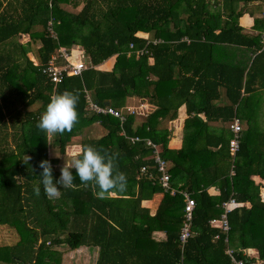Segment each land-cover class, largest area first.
<instances>
[{
	"label": "trees",
	"instance_id": "16d2710c",
	"mask_svg": "<svg viewBox=\"0 0 264 264\" xmlns=\"http://www.w3.org/2000/svg\"><path fill=\"white\" fill-rule=\"evenodd\" d=\"M66 7L80 11L71 13ZM247 13L255 34L243 33L239 26ZM50 15L57 39L48 32ZM23 34L30 36L28 43L20 42ZM263 35L264 6L255 0H0V228L14 237L10 244L0 242V264H64L62 248L83 247L99 249L95 264H231L224 254L225 238L242 249H256L264 260L259 193L264 128L256 122L264 94ZM154 40L161 43L148 44ZM74 46L82 48L87 69L80 77L54 84L43 70L60 47ZM218 46L235 48L232 59L218 62ZM140 50L145 53L136 57ZM243 50L251 56L249 62H242L248 57ZM111 57V71L97 69ZM65 90L79 94V123L48 142L37 124L50 97ZM87 97L118 110L136 97L156 109L140 122L129 115L120 124L110 115L89 111ZM182 106L188 116L182 147L173 150L165 124L176 120ZM234 118L247 128L230 178L229 124ZM213 123L221 126L211 127ZM95 124L105 130L103 136L83 133ZM78 136L80 152L93 145L115 156L127 178L123 191L112 192L115 197L100 198L98 187L82 184L75 169L76 187L61 188L57 198L46 196L40 162L49 160L58 179L56 153L64 154ZM148 140L160 147L169 164L171 186L195 201L192 234L184 244L179 239L184 197L159 185L161 173ZM182 173L187 186L177 189L174 182ZM213 186L217 196L207 193ZM159 193L163 197L151 216L143 202ZM231 197L250 207L233 209L227 237L220 234L215 240L220 230L209 221L221 216L222 204ZM154 232H164L166 240L154 242Z\"/></svg>",
	"mask_w": 264,
	"mask_h": 264
},
{
	"label": "clouds",
	"instance_id": "9594fccd",
	"mask_svg": "<svg viewBox=\"0 0 264 264\" xmlns=\"http://www.w3.org/2000/svg\"><path fill=\"white\" fill-rule=\"evenodd\" d=\"M79 94L65 90L60 94H53L46 110L42 113L37 127L47 134V140L56 135L63 134L79 123ZM56 158L60 155L56 153ZM31 157L27 156V163ZM39 167L41 183L48 198H57L61 194V188L69 189L76 187L73 169H75L82 184L92 182L96 193L100 198L111 195L114 190L123 191L126 187L127 178L117 168L115 156L97 149L93 145H86L79 155L67 158L60 168V176L54 180L53 167L49 160L40 162ZM37 196L40 188L34 189Z\"/></svg>",
	"mask_w": 264,
	"mask_h": 264
},
{
	"label": "built area",
	"instance_id": "2783aa9c",
	"mask_svg": "<svg viewBox=\"0 0 264 264\" xmlns=\"http://www.w3.org/2000/svg\"><path fill=\"white\" fill-rule=\"evenodd\" d=\"M257 3L262 4L264 6V0H255ZM51 7V6H50ZM53 20L49 18L48 20V32L53 39H57V35L54 33L53 28ZM151 43L152 45H157L161 43L160 40H154ZM133 45H130L132 48ZM263 48H264V35H263ZM145 53V50H140L135 52L136 57ZM88 67L87 58L84 55V52L76 48L73 51H69L64 47H60L55 54H53L43 72L50 78V80L54 84H59L64 79V77H80ZM88 102V110L92 111L98 115H110L113 118L119 120L120 124H123L126 121L127 116L136 115V108L134 107H126L123 110L115 109L111 106H100L94 101H92L89 97H87ZM140 109L145 110V105H140ZM229 131L232 134V138L229 140V155H230V171L229 177L232 178L235 175V161L237 157V153L239 151L241 134L243 132L242 123L238 118H234L233 121L229 124ZM122 137H126L122 132L120 134ZM132 143L139 141V138H127ZM147 145L151 146L154 149V159L157 165L158 171L161 173V177L159 180V185L163 189L164 192L171 191L170 193L174 195L176 192L181 193L184 197V223L182 229L180 231V242L184 244L188 238L192 234V221H193V212L195 209V201L190 197L188 193L185 191H177L170 184V175L168 173V163L163 160L160 156V147L154 145L149 140L147 141ZM147 172L146 168L141 169V173L145 174ZM151 177V175H150ZM237 206L234 198H230L228 201L222 204L223 213L218 219H212L209 221V225L212 227H217L220 230V233L227 237L228 232L230 230V226L228 223V214L232 211V208ZM219 234L214 237L215 240L219 238ZM227 241V238L225 239ZM226 255L229 257L231 264H248L246 261L239 259L235 256V253L228 249L226 250Z\"/></svg>",
	"mask_w": 264,
	"mask_h": 264
},
{
	"label": "crops",
	"instance_id": "0c3cea01",
	"mask_svg": "<svg viewBox=\"0 0 264 264\" xmlns=\"http://www.w3.org/2000/svg\"><path fill=\"white\" fill-rule=\"evenodd\" d=\"M65 10H67L68 12H71V13H78L80 11V8L76 10V9H71L69 7H66ZM49 18H51V15L49 16ZM242 20H244L245 23ZM238 22H239V26L243 29V33H247V34H255L256 33L253 30L254 22H253V18L250 16V14H248V13L244 14V16L242 18H240ZM144 35H146V37H149L148 34H144ZM21 40H23V41H21ZM29 41H30V36L28 34L20 35V42L21 43H28ZM218 47H221V49L219 50L221 56H220V59L218 60V62H226V60H228L229 57H231V59H232V57H233L232 53L236 52V50L233 51L235 49L233 47H227V46H218ZM76 48H79L82 50V48L80 46H74L73 48L69 49V51H73ZM223 48H227V49H223ZM222 52H224V54ZM241 52H243L244 54H247L245 50H243ZM129 56H130V54H129ZM29 57H30V60H32L34 63H36L33 54H30ZM245 58L246 59L242 60V62H244V61L249 62L251 59V56L248 55V57H245ZM106 62H109V63H106ZM114 62H115V57H111L110 59L104 61L100 66H98L97 69L102 70V71H111L113 68ZM136 103L139 106L142 104L145 105V110H142L143 115H138L137 110H136V120L138 122L142 121V118L147 117L156 109V107L153 104H149L148 102L142 101L141 99L136 98V97L135 98H129L127 100V104H126L125 108L126 107L136 108L135 107ZM259 105L262 107V110H261V113L259 114L256 122L259 123L264 128V106H263L264 105V94H263V99H262V101H260ZM125 108H123V109H125ZM187 117L188 116L186 114L185 107L182 106L178 110V115H177L176 120L173 122H167V124H165L167 129L170 132V139H169V143H168L170 149L178 150L182 147L183 124H184V121ZM201 118L204 119L203 116H201ZM241 123H242V127H243V132L245 135L247 124H244L243 121ZM95 126H97V128L100 129L99 130V132L101 134L100 137L103 136L105 134V130L102 127H100L98 124L93 125V127H95ZM220 126L221 125L217 124V123L211 124V127H220ZM89 129H91V127L87 128L86 130H89ZM86 130H84V132H83L84 134L86 133ZM92 130L95 131L94 128ZM87 133L90 134V131H87ZM91 137H93V136H91ZM100 137H96V138H100ZM79 139H80V137L78 136V137H75L72 141L76 142ZM77 143H75V146H73L71 148L66 147L64 155H62V156H68L70 151L75 156H77L80 152V147H79V144H77ZM230 165H231V162H230ZM168 166H169V164H168ZM259 181H262V185L259 183L258 184H259L260 197H261L262 202L264 203V186H263L264 180H259ZM174 184H175V187L177 189H185L187 186V176L184 173L180 174L178 176V178L175 179ZM207 193L210 196H217L219 194V191H218L216 186H213L207 190ZM111 197H115V195L112 194ZM162 197H163V193H159V194H156L152 198V200L143 202V206L149 209V214L151 216H153L156 213V210H157V208L161 202ZM243 207L248 209L250 207V204L249 203H237V206L233 207L232 210L237 209V208L240 209ZM220 234L221 233L219 232V235ZM152 238H153L152 240L154 242H161V241L166 240V236H165L164 232H154L152 234ZM224 242L227 244L226 250H228V249L232 250L235 253L236 257H240L239 256V254H240L241 258H239V259L246 261L248 264H264V260L260 259L259 253L256 249L250 248V247L247 249H242L237 241L234 244L233 243L228 244V239H227V241L224 240ZM62 250L64 252V264H66L65 263L66 256L71 261H75L77 259V254H75L73 251H68L66 248L65 249L62 248ZM79 250H80L81 258H82L84 264L86 263V260L89 261L90 257L92 259H94L92 264L96 263V261L98 259V255H99V249L98 248L83 247ZM226 250L224 252L225 255H226ZM207 256H208V258H210V260H212V257H213L212 252H209L207 254Z\"/></svg>",
	"mask_w": 264,
	"mask_h": 264
},
{
	"label": "rangeland",
	"instance_id": "374dc122",
	"mask_svg": "<svg viewBox=\"0 0 264 264\" xmlns=\"http://www.w3.org/2000/svg\"><path fill=\"white\" fill-rule=\"evenodd\" d=\"M255 7L257 8V6H255ZM260 10H261V9H259L258 12H259ZM261 11H262V10H261ZM262 16H263V14H262ZM242 21H244V20H242ZM244 23H245V21H244ZM143 36L146 37V35H144V34H143ZM21 41H23V40H21ZM29 56H30V54H29ZM106 63H109V62H106ZM263 106H264V105H263ZM135 107H136V110H137V114H138V115H143V111H142V109H140V107H139V105H137V103H136ZM243 125H244V124H243ZM93 128L95 129V131L92 130ZM99 130H100V129H98L97 126H95V127L92 126L91 129L86 130L85 135L88 134L87 131H90V134H88V136H93V137H95V138H96V137H100L101 134H100ZM78 141H80V140H77L76 142L72 141L68 147L71 148V147L75 146V143H77ZM62 155H64V154H60V163H59V167H62V166H63L66 157L69 158V159H71L72 157L75 156L71 151L69 152L68 156H62ZM59 167H58V168H59ZM13 240H14V237H13V234H11L10 231H8V230H6V229H1V228H0V242L4 241V242L10 244ZM73 252H74L75 254H77V259H76L75 261H71V260H69L68 257L66 256V258H65V263H66V264H84V263H83V260H82V258H81L80 250L73 251ZM93 260H94V259H92V258L90 257V258H89V261L86 260V263H85V264H88V263H89V264H92Z\"/></svg>",
	"mask_w": 264,
	"mask_h": 264
},
{
	"label": "water",
	"instance_id": "95a60500",
	"mask_svg": "<svg viewBox=\"0 0 264 264\" xmlns=\"http://www.w3.org/2000/svg\"><path fill=\"white\" fill-rule=\"evenodd\" d=\"M105 105H106V106H108V105H109V103H105Z\"/></svg>",
	"mask_w": 264,
	"mask_h": 264
}]
</instances>
